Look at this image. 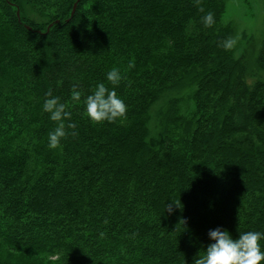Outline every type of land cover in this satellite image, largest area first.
I'll list each match as a JSON object with an SVG mask.
<instances>
[{
	"label": "trees",
	"instance_id": "trees-1",
	"mask_svg": "<svg viewBox=\"0 0 264 264\" xmlns=\"http://www.w3.org/2000/svg\"><path fill=\"white\" fill-rule=\"evenodd\" d=\"M225 11V0H0V264H194L210 230L264 233V40L249 72L220 46L234 37ZM113 68L126 116L94 124L83 101L113 87ZM183 92L155 136L153 108ZM48 93L77 125L56 149Z\"/></svg>",
	"mask_w": 264,
	"mask_h": 264
},
{
	"label": "clouds",
	"instance_id": "clouds-1",
	"mask_svg": "<svg viewBox=\"0 0 264 264\" xmlns=\"http://www.w3.org/2000/svg\"><path fill=\"white\" fill-rule=\"evenodd\" d=\"M194 2L198 6L201 4V0H194ZM199 11L204 13L205 9L201 6ZM202 23L205 27H211L215 23L214 14L208 11L202 17ZM238 40L239 37H229L220 46L225 50H232ZM132 67H134V61H130L128 64L129 69ZM122 79H126V77L118 68H113L107 73V81L113 87L110 89L104 83H99L93 89L92 94L84 99L86 114L94 124H101L105 121L114 123L126 116L127 105L115 90ZM81 96L82 93L77 90V86L73 85L72 101L79 102ZM48 97L44 101L43 109L51 114L50 119L57 124L56 128L49 133V147L56 149L61 146V140L68 135L65 128L75 129L77 125L74 122L65 125L66 120H71V112L66 110L67 104L61 103L59 97H52L51 93H48ZM72 134L75 135V133ZM173 206L180 207V201L167 203L165 210L171 213ZM180 222L184 225L186 223L183 219ZM100 235L103 237L104 233ZM208 235L214 242L207 246L203 255L194 260V264H264V251H262L260 243L264 239V233L248 231L239 233L238 238L234 239L227 230L217 228L210 230Z\"/></svg>",
	"mask_w": 264,
	"mask_h": 264
},
{
	"label": "rangeland",
	"instance_id": "rangeland-1",
	"mask_svg": "<svg viewBox=\"0 0 264 264\" xmlns=\"http://www.w3.org/2000/svg\"><path fill=\"white\" fill-rule=\"evenodd\" d=\"M226 11L222 19L223 25H230L234 30V37H239L234 47L236 56H245L249 72L257 73L255 60L260 52L264 40V0H225ZM188 92L170 93L154 108L151 115V130L156 136L158 113L165 109L169 98L187 96ZM184 110L193 109V103L186 100Z\"/></svg>",
	"mask_w": 264,
	"mask_h": 264
},
{
	"label": "water",
	"instance_id": "water-1",
	"mask_svg": "<svg viewBox=\"0 0 264 264\" xmlns=\"http://www.w3.org/2000/svg\"><path fill=\"white\" fill-rule=\"evenodd\" d=\"M76 7H77V3L74 5V9H73V12H72V15H71L70 19L73 17V15H74V13H75V11H76ZM17 16H18V18L20 19V12H19V11L17 12ZM70 19L67 20V21H70ZM56 23H59V21H57ZM53 25H54V24H51V25L49 26L48 31L51 29V27H52ZM26 28H27L28 30H32V28H31L30 26H26Z\"/></svg>",
	"mask_w": 264,
	"mask_h": 264
}]
</instances>
